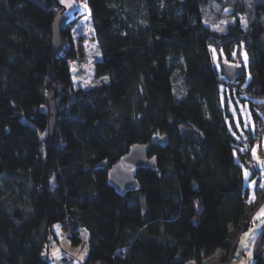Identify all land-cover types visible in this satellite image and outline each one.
<instances>
[{"label": "trees", "instance_id": "obj_1", "mask_svg": "<svg viewBox=\"0 0 264 264\" xmlns=\"http://www.w3.org/2000/svg\"><path fill=\"white\" fill-rule=\"evenodd\" d=\"M210 1L86 0L102 53L97 75L109 77L86 89L70 68L74 19L61 53L53 49L60 0H0V264H52L42 250L56 225L87 246L83 264H202L218 251L230 260L264 195L250 199L251 153L228 127L221 84L227 99L246 93L264 112V0L237 10L247 28L237 16L225 33L204 23ZM242 46L250 78L227 80L215 52L231 63ZM164 134L168 144L150 151L156 166L137 168L138 188L119 192L114 165ZM253 264H264V225Z\"/></svg>", "mask_w": 264, "mask_h": 264}, {"label": "rangeland", "instance_id": "obj_2", "mask_svg": "<svg viewBox=\"0 0 264 264\" xmlns=\"http://www.w3.org/2000/svg\"><path fill=\"white\" fill-rule=\"evenodd\" d=\"M258 1L263 0H211L204 7V23L212 30L225 33L229 30L230 25L235 24L237 16H240L243 27L247 28L249 26L247 14H242L237 12V10L241 9L242 5L249 8L252 5L253 7V4ZM62 4L66 7L65 13L74 19V25L71 29V41L77 50V57L70 60V68L72 70L75 87L87 89L108 83V76L97 75V63L102 59V53L98 41L96 40L90 10L88 6L85 7V5H87L86 0H64ZM68 5H71V7ZM219 29L223 30L221 31ZM243 47L244 46L241 47V55H235V57L237 56L236 61L230 62L236 66L244 65L247 71L246 80H249L250 59ZM215 60L220 68L219 55L216 52ZM242 84L245 83L243 82ZM176 85L177 90L182 92L183 81L178 79ZM235 87H239V84ZM224 90L225 85L222 83L221 101L222 105L227 107L229 113L226 117L228 127L232 134L235 133L234 137L238 141V147L241 152L251 153L252 158L250 156L249 158L252 169L245 167L244 173H247V175L245 174V184L246 187H248L250 199L254 200L257 193H262L264 195V189L262 188V183L264 182V112L253 107L252 101H256V99L246 93L235 92L233 97L229 92L227 99ZM260 101H264V99ZM237 124H239V126H237ZM180 132L183 136H191L199 142L201 140L199 133L185 124L180 125ZM123 166L125 168L134 169V166L127 163H123ZM263 225L264 196L251 218L250 225L240 233L236 250L230 260L226 261V264H253L255 240ZM54 233L55 235L50 237V241L47 244V246H49L48 251L43 257L52 264H83V260L87 254V246L72 244L61 225H59V230L54 227ZM80 237H85V231L82 230L80 232ZM54 252L56 255H53ZM220 258L225 260L223 251L206 257L203 264H217L216 262H218ZM189 264L199 263L191 262Z\"/></svg>", "mask_w": 264, "mask_h": 264}, {"label": "water", "instance_id": "obj_3", "mask_svg": "<svg viewBox=\"0 0 264 264\" xmlns=\"http://www.w3.org/2000/svg\"><path fill=\"white\" fill-rule=\"evenodd\" d=\"M79 1V0H75ZM66 7L59 11L53 23V49L56 54L61 53L64 48V41L61 31L67 23L73 18L66 14ZM2 41L0 40V43ZM221 70L227 80L235 81L244 77L247 73L246 68L236 66L232 63H220ZM57 92H51L46 97V104L50 111L49 129L51 138L54 137L57 130V120L59 116V109L57 107ZM169 142V135L164 134L160 138L149 143L133 145L130 151L118 161L110 171V181L121 193L132 191L138 188V179L136 177V169L141 167L153 168L156 166V158L150 157V151L154 145H167ZM123 163L134 166V169L125 168Z\"/></svg>", "mask_w": 264, "mask_h": 264}, {"label": "built area", "instance_id": "obj_4", "mask_svg": "<svg viewBox=\"0 0 264 264\" xmlns=\"http://www.w3.org/2000/svg\"><path fill=\"white\" fill-rule=\"evenodd\" d=\"M262 188L264 189V182L262 183ZM49 241H50V239H49ZM49 241H48V242H49ZM48 242L46 243L45 247H44L43 250H42V255H43V256H45V255H46L45 253L48 251V247H49V246H47ZM44 254H45V255H44ZM44 258H45V257H44Z\"/></svg>", "mask_w": 264, "mask_h": 264}, {"label": "snow or ice", "instance_id": "obj_5", "mask_svg": "<svg viewBox=\"0 0 264 264\" xmlns=\"http://www.w3.org/2000/svg\"><path fill=\"white\" fill-rule=\"evenodd\" d=\"M64 0H61V3H63ZM69 7H71V5H68ZM85 7H87V5H85ZM219 30H223V29H219ZM237 126H239V124H237ZM233 135H235V133H233ZM247 175V173H245ZM57 228V230H59V225L55 226ZM53 255H56V253L54 252Z\"/></svg>", "mask_w": 264, "mask_h": 264}, {"label": "crops", "instance_id": "obj_6", "mask_svg": "<svg viewBox=\"0 0 264 264\" xmlns=\"http://www.w3.org/2000/svg\"><path fill=\"white\" fill-rule=\"evenodd\" d=\"M219 252V251H218ZM217 253V252H216ZM221 254V253H220ZM226 261L227 260H223V258H220L219 260H218V262H216L217 264H226ZM191 263V262H190ZM189 264V263H188ZM203 264V263H202Z\"/></svg>", "mask_w": 264, "mask_h": 264}]
</instances>
